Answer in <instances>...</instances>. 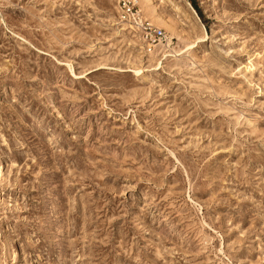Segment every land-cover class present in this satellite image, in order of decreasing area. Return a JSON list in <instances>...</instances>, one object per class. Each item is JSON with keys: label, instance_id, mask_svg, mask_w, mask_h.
Instances as JSON below:
<instances>
[{"label": "rangeland", "instance_id": "obj_1", "mask_svg": "<svg viewBox=\"0 0 264 264\" xmlns=\"http://www.w3.org/2000/svg\"><path fill=\"white\" fill-rule=\"evenodd\" d=\"M0 264H264V0H0Z\"/></svg>", "mask_w": 264, "mask_h": 264}, {"label": "built area", "instance_id": "obj_2", "mask_svg": "<svg viewBox=\"0 0 264 264\" xmlns=\"http://www.w3.org/2000/svg\"><path fill=\"white\" fill-rule=\"evenodd\" d=\"M130 2H131V0H122V4L124 6L129 5ZM142 28H143L142 32H143V34L147 40H151V39L152 40H158V41L167 40L166 34L162 29L153 28L150 25H146V26L144 25V26H142Z\"/></svg>", "mask_w": 264, "mask_h": 264}]
</instances>
